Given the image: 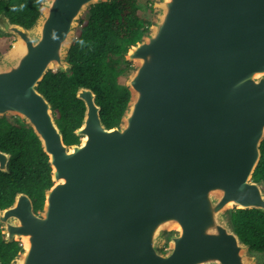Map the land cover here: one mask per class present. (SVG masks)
Returning <instances> with one entry per match:
<instances>
[{"label":"water","instance_id":"obj_1","mask_svg":"<svg viewBox=\"0 0 264 264\" xmlns=\"http://www.w3.org/2000/svg\"><path fill=\"white\" fill-rule=\"evenodd\" d=\"M8 5L10 0H0ZM112 0H41L25 28L0 12V118L18 117L47 156L42 209L18 192L0 209L9 264H257L232 212L264 214L253 177L264 140V0H153L125 47L132 71L119 124L78 87L84 114L66 145L38 86L66 74L82 15ZM11 154L0 150V173ZM165 247V248H164ZM164 248V250H163Z\"/></svg>","mask_w":264,"mask_h":264},{"label":"trees","instance_id":"obj_2","mask_svg":"<svg viewBox=\"0 0 264 264\" xmlns=\"http://www.w3.org/2000/svg\"><path fill=\"white\" fill-rule=\"evenodd\" d=\"M41 0L0 1L10 22L31 27L38 17ZM142 2L144 5L142 6ZM153 0H112L89 7L80 21L68 53L71 69L66 74L48 72L38 86L53 108L63 142L72 145L80 139L73 132L80 127L84 105L76 99L78 87H88L96 95L100 117L106 127L119 124L129 100L125 81L132 71L122 56L128 44L135 43L149 25ZM0 150L11 154L9 174L0 173V209L12 204L18 192L27 194L36 212L42 209L45 190L51 186L47 156L32 130L19 119L0 118ZM254 180L264 190V140ZM232 223L239 239L264 264V214L256 210L233 211ZM20 250L19 243L4 244L0 234V264H9Z\"/></svg>","mask_w":264,"mask_h":264},{"label":"rangeland","instance_id":"obj_3","mask_svg":"<svg viewBox=\"0 0 264 264\" xmlns=\"http://www.w3.org/2000/svg\"><path fill=\"white\" fill-rule=\"evenodd\" d=\"M142 6L144 5V2H142V4H141ZM88 11V10H87ZM87 11L82 15V17H81V19H80V21L81 20H85L86 18H87ZM151 14H152V12H151ZM147 18H149L150 20H151V16L152 15H148L147 14ZM80 26V25H79ZM79 28V27H78ZM77 28V29H78ZM77 31V30H76ZM74 39H75V37H74ZM74 39H73V41H74ZM16 41V39L13 37V36H10V35H5V34H3V33H1L0 32V54H4V53H6L13 45H14V42ZM132 67V66H131ZM53 72H56V71H53ZM7 118H9V119H11V121H13V118H17V119H19L18 117H7ZM20 120V119H19ZM20 122H21V120H20ZM22 123V122H21ZM23 124V123H22ZM165 248V247H164ZM164 248H163V250H164ZM252 254V253H251ZM253 256H255L256 258H257V264H260L261 263V261H262V259L261 258H259V256H257V255H254V254H252Z\"/></svg>","mask_w":264,"mask_h":264},{"label":"flooded vegetation","instance_id":"obj_4","mask_svg":"<svg viewBox=\"0 0 264 264\" xmlns=\"http://www.w3.org/2000/svg\"><path fill=\"white\" fill-rule=\"evenodd\" d=\"M255 175V174H254ZM254 178V177H253ZM255 181V180H254ZM257 182V181H256ZM259 184H260V186H261V188H262V185H263V183L262 182H258ZM263 190V189H262ZM264 191V190H263Z\"/></svg>","mask_w":264,"mask_h":264}]
</instances>
